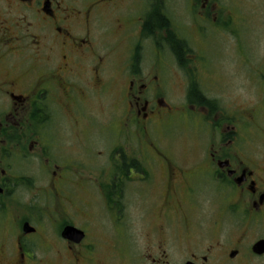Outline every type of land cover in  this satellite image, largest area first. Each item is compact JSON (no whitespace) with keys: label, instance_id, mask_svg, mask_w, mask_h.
I'll use <instances>...</instances> for the list:
<instances>
[{"label":"flooded vegetation","instance_id":"1","mask_svg":"<svg viewBox=\"0 0 264 264\" xmlns=\"http://www.w3.org/2000/svg\"><path fill=\"white\" fill-rule=\"evenodd\" d=\"M185 1L0 0V264H264V56L237 0ZM183 122L184 157L142 143Z\"/></svg>","mask_w":264,"mask_h":264},{"label":"rangeland","instance_id":"2","mask_svg":"<svg viewBox=\"0 0 264 264\" xmlns=\"http://www.w3.org/2000/svg\"><path fill=\"white\" fill-rule=\"evenodd\" d=\"M152 1V0H151ZM165 3L170 6V10L172 11V15L175 22L181 23L184 19H186V8L187 5L185 0H164ZM228 1L229 0H224ZM222 1L223 3H226ZM239 3V17L242 16L241 25L239 32V37L237 40L239 41L238 50L239 52H244L241 50L243 47L246 51V47L248 48L249 52L256 56L257 59L264 56V0H237ZM147 3H143L145 5ZM188 16V15H187ZM251 17L252 22L248 19ZM189 18V17H188ZM240 19V18H239ZM253 23V24H252ZM245 40H244V39ZM109 39V38H108ZM219 51L221 53H231L232 48L234 49V42L228 36H222V39L219 40ZM240 41L244 45H240ZM106 47V46H105ZM107 50V49H106ZM115 59L118 61L115 55ZM240 68V67H239ZM113 105L109 102L107 98L102 99L101 101L95 100L90 104V113L93 115V125L90 134V141L91 145L94 149L103 150L104 146L107 145L105 141L106 134H97L99 132V128L104 125L105 121L109 119V114L111 115L110 111H112ZM177 116V114H175ZM195 132L189 128L186 129V125L184 122L179 125H175V127L166 132H158L157 136L160 137L159 139L156 136H151V131L149 132V136L144 135L142 138L143 144H150V142H157L161 141L160 147L169 148L172 152L176 155L184 157L188 148H191L192 144L196 141ZM109 136H106V139ZM126 140L129 143L130 147L133 146V137L127 131L126 132ZM143 146H140V149H143ZM188 153V152H187ZM84 176L86 174H83ZM87 196V194L85 195ZM91 203V202H90ZM263 227L258 226L255 227L249 234L248 239L250 238H261L264 235ZM181 252L174 250V257L177 261Z\"/></svg>","mask_w":264,"mask_h":264},{"label":"water","instance_id":"3","mask_svg":"<svg viewBox=\"0 0 264 264\" xmlns=\"http://www.w3.org/2000/svg\"><path fill=\"white\" fill-rule=\"evenodd\" d=\"M253 252L256 254H261L264 252V241H258L254 246H253Z\"/></svg>","mask_w":264,"mask_h":264}]
</instances>
